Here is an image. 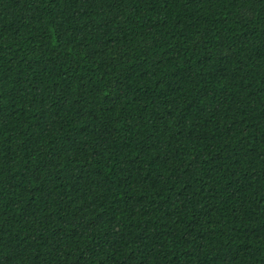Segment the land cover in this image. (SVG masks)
I'll list each match as a JSON object with an SVG mask.
<instances>
[{"label":"trees","instance_id":"16d2710c","mask_svg":"<svg viewBox=\"0 0 264 264\" xmlns=\"http://www.w3.org/2000/svg\"><path fill=\"white\" fill-rule=\"evenodd\" d=\"M0 264H264V0H0Z\"/></svg>","mask_w":264,"mask_h":264}]
</instances>
